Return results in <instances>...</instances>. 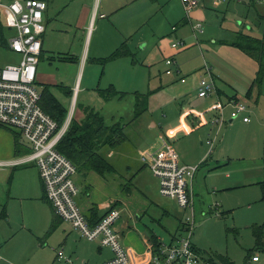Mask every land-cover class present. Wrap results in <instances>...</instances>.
<instances>
[{
	"label": "crops",
	"instance_id": "obj_1",
	"mask_svg": "<svg viewBox=\"0 0 264 264\" xmlns=\"http://www.w3.org/2000/svg\"><path fill=\"white\" fill-rule=\"evenodd\" d=\"M46 1L48 3V8L44 15L46 32L43 36L39 64L45 53L52 55L57 53L60 56L59 59L78 64L76 68L77 76L74 80L75 86H73L75 87L74 95L73 88L61 85V81L55 74L48 73L42 69L38 75L37 70L38 77L43 80V85L40 89L41 94L43 87L49 86L56 98L67 109L64 123L67 122L70 116L72 119L82 122L85 118V109L91 107L82 106V109H78V115L76 116L74 105L70 112H68L69 101L62 100L60 93L69 98L74 96L75 99L76 95L79 96L82 89H85V91H94L96 96H99L106 102H110L116 98L122 99L125 96L121 91H118L120 94L110 98H105L102 95L103 90L110 89L111 87L114 88L117 84L114 80L104 83L107 78V72L99 85L90 84L82 87L83 74L87 69L86 64L89 62L91 56L95 57V59L103 58L104 56L113 54L125 43V47L128 48V52L130 53L115 60H121L118 62L128 64L132 52L136 54L138 47L141 49L147 47L148 50L149 47L156 45L158 47L160 42L167 40L168 43H171V48L169 47L168 52L170 55L166 59L168 57L174 58L181 71L179 74L175 72L172 74L166 73L174 77L170 80L172 82L169 85L177 83L179 86L175 90L178 92V97H180L182 102L179 100V114L175 118L177 122L164 130L162 124L158 127L156 121H150L148 129L154 131L160 128V131H158L155 141H149L148 144H145L146 141L141 142L136 146L137 157L148 166L142 158L143 155H156L169 147L178 154L182 164H200L198 165L199 167L206 165L210 170L221 165L219 163L213 166L208 161L210 157L208 154L212 152L217 141V132L226 122V120H223L222 123L213 122L214 119L220 116V113L224 112V110L221 111L218 104H222L223 109L225 105H229L233 111L235 103H245L247 105L245 112L234 119L230 116L227 122L232 123L235 119H240L245 124H251V106L249 103L258 104V107L263 92L261 87L255 84L260 66L255 58L240 48L231 45L230 43L233 39L225 41L218 40L217 38L210 42L197 38L196 42L193 40L188 45L182 33L188 27V24H191V21L194 20L190 17L191 14L196 13L193 16L197 17L199 16L197 12L209 11L211 8L228 10L233 0H224L221 3H215L214 0H199L200 4L191 11L186 10L183 0ZM173 1L179 5L181 11L184 9L186 17L179 20L181 25L174 24L171 26L169 38L164 36L159 37L156 43V36L152 40L147 34L148 27L150 24L152 25V20L155 17H163L165 11H173ZM251 1L255 2L256 0ZM260 17L264 22V16ZM123 19H126L127 22H124ZM193 29L197 37L204 34L203 25L201 24L193 27ZM247 30L249 32L243 34L251 35L253 27L250 26ZM177 40L182 41L184 44L173 47L172 44ZM7 46L11 53L17 57L19 63L21 60L20 55L11 50L9 42ZM158 49L160 52L165 51V47L163 49L158 47ZM195 51H200L202 54L205 53L203 66L201 63L195 65L192 63L191 54L195 53ZM183 53H188L189 55L185 57L182 55ZM177 58H180V61ZM81 65L85 67L84 72L81 73L80 85H78V72L80 73L79 69ZM199 69H201L200 72H196ZM206 70L211 72L217 89L209 96L201 97L198 95L199 82L206 75ZM218 82L221 88L218 86ZM223 88L225 89L223 90ZM141 94L137 93L135 96L136 102L137 96ZM142 96L145 95L142 94ZM146 96L149 98L148 95ZM223 98L226 99V104ZM91 109L103 116L107 125L120 124L122 122V120L114 122L115 119H113L112 123H109L106 114H103L104 112H99L95 108ZM147 110L148 102L147 109L142 114L144 115ZM245 116L249 117V121L243 120ZM257 117V121L264 124L263 115L257 112ZM126 125L123 127L124 134ZM214 129H216V134L213 137L212 133ZM126 135L127 133L125 134V139ZM20 138H23V136L17 131L0 126V162L5 165L0 167V240H2L0 242V257L4 260L11 259L22 264H46L50 250V253H52L50 259L53 263L56 260L58 263H62L64 261L58 259V252L59 250H63L72 263L73 257L83 261V264H104L112 259L114 252L110 247L102 246L97 240H88L79 231L75 230L70 223L55 214L46 196L37 164L33 161H24L27 155L31 153V146L26 140H24V143L20 142ZM210 140L213 141L212 147L209 145ZM124 143L125 141H122L115 148L107 146L104 149L111 161L116 156L126 155L127 149H124ZM144 144L145 146L143 147ZM177 145L179 146V152L176 147ZM181 148H183V151ZM210 148H212L211 151ZM122 157L125 158V156ZM89 172L91 171H78L75 176V181L79 188L77 201L80 199L79 205L86 216H88V220L89 218L93 220L90 215L93 218L104 216L114 205L121 210V217L116 222L115 228L132 258L130 264L148 263L150 258L148 245L153 241L151 238L156 237L159 242L177 240L173 234L170 235L169 241L164 240L163 234L155 229L148 230L146 224L137 222L140 219L139 217L137 218L138 220L134 219L132 214L128 218L125 217V214H130V210L118 198L106 200L102 203L94 202L91 197L90 187L87 185L89 181L86 176ZM192 191L194 194V180ZM162 214H168V211L163 210ZM53 222L56 223V226L51 230ZM182 226L183 228L187 227V225L184 227V224ZM15 239L17 241H14ZM52 239L53 241L51 242ZM44 248L45 250L48 248L47 251H44ZM28 252L35 253L37 260L31 262L32 258L28 256ZM71 262H65V264ZM49 264H52L50 260Z\"/></svg>",
	"mask_w": 264,
	"mask_h": 264
},
{
	"label": "rangeland",
	"instance_id": "obj_2",
	"mask_svg": "<svg viewBox=\"0 0 264 264\" xmlns=\"http://www.w3.org/2000/svg\"><path fill=\"white\" fill-rule=\"evenodd\" d=\"M7 1L0 0V2ZM232 2L228 10L211 8L209 11L197 12L199 13L197 17H194L196 13H193L194 16L191 14L190 17L194 20L182 33L186 44L189 45L193 40L196 42L197 38L210 42L217 38L225 41L234 40L237 33L249 32L247 29L250 26L253 27L251 36L263 37L264 22L260 16H264V1L233 0ZM183 17H186L184 9L181 11L179 5L173 1V11H165L163 17H155L152 25L148 27L147 34L152 40L156 36L157 43L159 37H168L171 26L180 24L179 20ZM123 21L127 22L126 19ZM200 24L203 25L204 34L197 37L193 27ZM14 34L15 29L7 25L5 12L0 8V67L18 63L17 57L7 46ZM153 47H149L148 50L147 47L143 49L138 47L136 54L132 52L128 64L118 62L121 60H107L112 54L103 58L95 59L92 56L89 58L87 69L83 74L82 87L90 84L99 85L107 72L104 83L114 80L117 83L114 86L115 90L125 94L122 99L116 98L106 102L96 96L94 91H85V89H82L75 99L74 96L69 98L60 93L62 100L69 101L68 112L74 105L76 116L78 109L89 106L104 112L109 123L115 119L114 122L122 120L120 124L123 127L127 124L125 127L127 137L124 140V149H127V152L126 155H122L125 158L116 156L112 159L117 165V172L103 177L91 171L86 176L92 199L94 202L102 203L118 198L130 210V214H125V217L128 218L131 214L136 220L139 217L137 222L146 224L148 230L155 229L160 232L166 241H169L171 234L175 239L187 236L188 233L182 225L184 224L185 227L189 223L193 226L191 240L195 251L204 259L215 257L217 264H222L219 259L222 256L228 257L235 264H264V245L258 243L254 232L256 226L264 225V199L259 184V181H264V124L257 121V112L264 117V80L259 106L249 103L251 124H245L240 119H235L232 123L227 122L232 108L225 105L223 118L226 122L218 130L217 141L212 152L208 154L209 163L211 162L213 166L219 163L221 165L212 170L206 165L199 167L194 179V205L182 207L176 199L160 193L158 178L138 159L135 151L139 143L146 141L145 144H148L149 141L156 140L160 128L150 131L148 129L150 121H156L158 127L162 124L164 130L177 122L175 118L179 114V100L182 102L175 90L178 89V84L169 85L174 77L165 72L167 69L165 59L170 55L168 51L171 43L167 40L160 42L158 47L162 49L165 47L164 52H160L157 45ZM182 55L187 57L186 55L189 54ZM191 55L194 65L199 63L204 65L205 53L195 51ZM59 58L57 53L53 55L45 53L39 64L38 75L42 69L55 74L61 85L73 88L74 95L73 86H75L78 64ZM177 60L180 61V58ZM84 67V65L80 66L78 85ZM201 69L196 72H200ZM38 75L36 85L40 90L43 80ZM168 86L170 87L167 88ZM218 86L221 88L219 82ZM137 93L149 96L148 110L139 118H134ZM223 101L227 103L224 98ZM214 134L216 129L212 133L213 137ZM24 140L25 138H20V142L24 143ZM176 147L179 152V146ZM188 154L191 156L190 153ZM2 165L4 163L0 167ZM163 210H167L168 214H162ZM47 249L43 250L47 251ZM51 255L49 250L46 264H49V260L52 264H65V262L58 263L57 260L53 263L50 259ZM28 256L32 258L31 262L37 260L35 253L28 252ZM254 256L258 257V261L253 260ZM0 264L22 263L0 257ZM69 264H83V261L73 257V263Z\"/></svg>",
	"mask_w": 264,
	"mask_h": 264
},
{
	"label": "built area",
	"instance_id": "obj_3",
	"mask_svg": "<svg viewBox=\"0 0 264 264\" xmlns=\"http://www.w3.org/2000/svg\"><path fill=\"white\" fill-rule=\"evenodd\" d=\"M214 1L221 3L224 0ZM183 3L187 11L200 4L199 0H183ZM0 8L5 12L7 25L15 29V35L9 41L10 48L21 57L17 64L0 67V126L17 131L31 146L32 151L24 161L37 164L46 196L55 214L70 223L88 240H97L102 246L113 250L114 257L104 264H130L132 258L115 228L121 217V210L111 208L100 221L92 224L77 202L79 188L75 176L78 169L57 149L70 125L71 116L59 127L57 121L41 106L42 94L37 88L36 80L46 32L44 15L48 8L47 1L8 0L0 2ZM183 44L182 41H175L172 45L178 47ZM166 64L167 74L181 72L174 58L168 57ZM216 89L211 72L206 70V75L199 82L198 95L206 97ZM218 106L223 111L222 104L219 103ZM246 108L247 105L243 102L235 103L231 117L237 118ZM223 120L221 113L213 122L222 123ZM243 120L249 121V117L245 116ZM209 145L212 147L213 141L210 140ZM142 158L158 178L162 195L176 199L182 207L194 205L192 183L198 165L182 164L178 154L169 147L156 155H143ZM192 229L193 226L188 223L185 228L187 236L171 242L160 241L157 246L150 242L147 264H213L195 251L191 240ZM58 259L71 262L63 250H59ZM253 260H258V257L254 256Z\"/></svg>",
	"mask_w": 264,
	"mask_h": 264
},
{
	"label": "trees",
	"instance_id": "obj_4",
	"mask_svg": "<svg viewBox=\"0 0 264 264\" xmlns=\"http://www.w3.org/2000/svg\"><path fill=\"white\" fill-rule=\"evenodd\" d=\"M233 46L240 48L251 57L255 58L260 66L255 84L261 87L264 80V36L254 37L249 34L238 33L236 39L230 43ZM122 44L107 60L116 59L124 55H128V48ZM102 91V90H101ZM120 94L114 88L102 91L105 98H110ZM147 96L138 95L135 106V117H139L147 109ZM41 106L43 110L51 115L61 127L67 116V109L56 98L49 86H44L42 89ZM125 140L124 129L121 124L107 125L103 116L91 108L85 109V118L82 122L72 119L67 131L59 141L57 149L67 156L77 167L78 171H95L103 177L117 172L116 166L107 157L105 148L117 147ZM262 199H264V181L260 182ZM112 206V208H114ZM90 215V214H89ZM88 217V216H87ZM89 218V221L94 224L101 220L103 216L98 218ZM56 226L53 222L51 230ZM255 235L259 244L264 245V225L255 227ZM152 243L157 246L159 240L156 237L151 238ZM222 264H235L228 257H220ZM213 264L215 257L209 258Z\"/></svg>",
	"mask_w": 264,
	"mask_h": 264
}]
</instances>
